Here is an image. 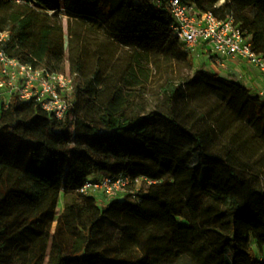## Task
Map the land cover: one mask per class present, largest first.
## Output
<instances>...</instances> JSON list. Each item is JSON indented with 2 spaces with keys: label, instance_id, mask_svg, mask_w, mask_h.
<instances>
[{
  "label": "trees",
  "instance_id": "1",
  "mask_svg": "<svg viewBox=\"0 0 264 264\" xmlns=\"http://www.w3.org/2000/svg\"><path fill=\"white\" fill-rule=\"evenodd\" d=\"M41 1L54 16L0 0V33L11 35L8 54L54 73L69 67L91 88L76 85L72 120L58 121L16 99L0 114V261L264 264L254 247L264 252V188L251 181L252 171L264 172L261 97L211 74L198 94H186L187 102L200 100L188 114L176 107L185 96L179 85L171 88L168 112L128 118L124 89L143 86L151 75L138 55L122 65V48L147 54L154 47L193 66L170 31L168 0ZM220 1L199 0L198 6L220 19L233 17L264 56V0H226L218 8ZM27 106L35 112L29 120L22 117ZM162 128L172 142L160 139ZM104 143L112 158L103 156ZM179 146L187 151L179 154ZM193 157L198 162L191 166ZM99 172L155 180L170 175L176 195L165 204L166 221L134 203L101 208L80 194ZM62 191L65 211L52 232ZM63 233L71 238L67 246L58 238Z\"/></svg>",
  "mask_w": 264,
  "mask_h": 264
},
{
  "label": "rangeland",
  "instance_id": "2",
  "mask_svg": "<svg viewBox=\"0 0 264 264\" xmlns=\"http://www.w3.org/2000/svg\"><path fill=\"white\" fill-rule=\"evenodd\" d=\"M8 3L18 6L34 9L40 13L48 15L49 17L54 16L50 15L48 12L56 13V10L45 9V6L41 0H34L38 2L36 7L24 3H16V0H6ZM226 0H221L218 5L219 8L225 5ZM149 10H151L149 4ZM64 12V9L61 13ZM66 15H60L63 18L65 26L68 22L69 17ZM11 37V35H10ZM115 48V47H113ZM121 64L125 65L126 63L132 62L137 55L140 59H143L144 64L147 69L150 71V79L141 87H135L132 89L125 88L123 93L126 97V106L124 107V112L128 118H135L140 116L148 115L152 112H168V96L171 95V88H176L179 85H183L182 92L185 96L180 95L176 107L182 112V115H186L192 109L191 106L197 103H200V100H196L194 103L187 102L186 94H198L203 86L205 85V80L208 75H211L208 67L206 66L208 60L206 57L201 55H190L188 57L193 62V66H190L188 61L185 58H172L169 57L164 52H160L157 48H152L147 54L141 50H136L135 48H122L117 53ZM63 74L72 79L73 86V95L67 96L69 108L66 115L62 121L72 120L74 118L76 108V98L74 96L76 85L81 86L83 91L90 89L91 87L86 83V77L78 76L77 74H72L69 67L65 69L64 72L59 73ZM221 79V78H220ZM144 81V80H143ZM188 83H190L188 85ZM243 84V81L239 82ZM249 89V87H248ZM253 96H257V92L249 89ZM260 90V88H259ZM181 92V93H182ZM203 96V95H202ZM264 102V98H261ZM10 110V109H9ZM8 110V111H9ZM7 111V112H8ZM6 113V112H4ZM3 113V114H4ZM34 107L27 106L25 107L22 117L25 120H29L34 115ZM51 117V116H50ZM102 134L103 131H100ZM160 139L164 142H172L170 139V133L165 128L160 130ZM176 145V144H175ZM178 146V145H177ZM179 154H182L183 151H187L186 148L179 146ZM103 156L104 157H113L112 149L103 144ZM198 162L197 158L193 157L191 159V166ZM151 169L160 170L159 165L155 163L150 164ZM252 185H260L264 188V172L255 174V171L251 172ZM111 177L114 179L113 182L120 181L117 185L118 189H111L110 194L106 192V189H88L86 193H81V189L87 182H103L104 179ZM84 185L78 190V192L84 196L94 198L98 201V205L101 208H104L106 205L118 201V202H130L138 206V208L145 214H152L156 212L157 218H163V222L166 221L167 215H165V204L168 203L176 195V185L175 180L170 179V175H166L163 180H155L145 176L132 177L130 174L122 173L119 175L107 174L104 172H99L90 176ZM65 193L61 192L60 200L58 204L57 214L54 223L51 226V231L55 232L61 222V218L65 211ZM179 223L182 225L186 224V221L183 219H178ZM102 228L103 225H100ZM58 238L67 246L71 238L66 234L58 235ZM52 242V240H51ZM256 250L257 258L259 261L264 262V252H260L254 243ZM0 264H8L6 262L0 261ZM15 264V263H10Z\"/></svg>",
  "mask_w": 264,
  "mask_h": 264
},
{
  "label": "built area",
  "instance_id": "3",
  "mask_svg": "<svg viewBox=\"0 0 264 264\" xmlns=\"http://www.w3.org/2000/svg\"><path fill=\"white\" fill-rule=\"evenodd\" d=\"M198 1L168 0L164 3L173 18L170 31L180 41L184 51L206 57L210 73L221 79H231L227 74V64L230 62L251 65L264 78V56L255 51L242 25L233 17L220 19L212 11H202ZM16 3L32 7L38 4L34 0H16ZM219 6L217 4L216 7ZM48 13L55 14L51 11ZM10 38V33H0V114L8 111L16 99L21 104L40 107L49 116L62 121L69 108L67 98L73 95L72 79L11 57L6 50ZM244 78L242 73L236 75L235 81L244 83ZM65 95L69 97L65 98ZM258 95L264 98V85ZM113 181L108 177L103 182H87L81 193H86L90 188H105L110 194L109 190H117L120 183Z\"/></svg>",
  "mask_w": 264,
  "mask_h": 264
},
{
  "label": "crops",
  "instance_id": "4",
  "mask_svg": "<svg viewBox=\"0 0 264 264\" xmlns=\"http://www.w3.org/2000/svg\"><path fill=\"white\" fill-rule=\"evenodd\" d=\"M245 76L244 85L247 89L259 91L264 85V78L261 73L254 67L248 64H238L237 62H230L227 64V74L231 79H235L236 75L242 74ZM257 96L258 93H257Z\"/></svg>",
  "mask_w": 264,
  "mask_h": 264
},
{
  "label": "flooded vegetation",
  "instance_id": "5",
  "mask_svg": "<svg viewBox=\"0 0 264 264\" xmlns=\"http://www.w3.org/2000/svg\"><path fill=\"white\" fill-rule=\"evenodd\" d=\"M39 108H40V107H39ZM40 109H41V108H40ZM41 110H42V109H41ZM42 111H43V110H42ZM108 205H109V204H108ZM106 206H107V205H106ZM106 206H105V207H106Z\"/></svg>",
  "mask_w": 264,
  "mask_h": 264
}]
</instances>
